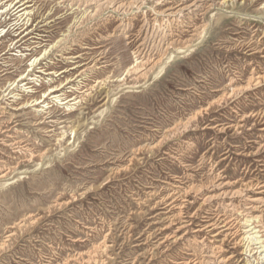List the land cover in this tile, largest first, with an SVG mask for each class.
I'll return each mask as SVG.
<instances>
[{"label": "rangeland", "instance_id": "374dc122", "mask_svg": "<svg viewBox=\"0 0 264 264\" xmlns=\"http://www.w3.org/2000/svg\"><path fill=\"white\" fill-rule=\"evenodd\" d=\"M13 1L0 0V264H187L197 256L194 237L202 249L213 242L194 231L208 207L189 187L217 172L236 188L264 178L255 116L264 110V79L241 89L264 70V0H229L197 15L195 25L207 23L199 37L145 78L124 72L140 39L116 33L105 12L83 20L73 45L59 43L29 70L81 12L29 0L26 22L19 3L6 6ZM138 14L130 34L142 24ZM67 50L85 54L73 63L63 59ZM44 69L55 73L37 72ZM34 71L39 77L26 84L33 92H24ZM68 80L63 90L80 100L70 109L43 97ZM13 81L17 99L3 92ZM229 83L238 90L228 97ZM34 98L48 103L45 113L24 105ZM181 221L188 225L173 239ZM221 246L226 264L248 258L232 241Z\"/></svg>", "mask_w": 264, "mask_h": 264}, {"label": "bare ground", "instance_id": "6f19581e", "mask_svg": "<svg viewBox=\"0 0 264 264\" xmlns=\"http://www.w3.org/2000/svg\"><path fill=\"white\" fill-rule=\"evenodd\" d=\"M20 1L21 0L10 2L6 6H11V8H14L15 5L19 3L15 8V12L16 14L19 12L21 13L17 14V17H19V19L22 18V20L26 19L27 22L30 19L28 15H31V10L28 8L32 5L27 3L29 0ZM227 1L229 0H156L152 5L147 6V0H58L59 3H65L72 10L80 11L81 15L73 20L72 24L69 25V27L66 29V32L62 34L61 38H59L55 43L51 44L48 49L45 48L39 56H34L32 59H30L29 67L31 68L29 70L33 71L34 67L38 63L37 61L49 52L55 50L59 43L63 44V42L65 43L67 40H69L68 43L73 45L75 40L74 38L70 37L72 36L71 33L77 31L80 26H82L81 24L83 20L105 12L106 15L108 14V18L105 17V19H115H113L115 21L113 30L116 33L118 32L123 34L122 36H125L126 38L130 37L133 39H140L133 52V63L130 64L124 72L125 74H128L130 71H137L139 76L145 78V76H147L150 72H153L162 63L164 64L163 66L161 65V70H158L160 72L163 71L167 59H172L175 53L178 54L180 52L186 51L185 49L188 48L189 45H191V43H193L199 37V34L202 30H204L207 23L203 22L200 25H195L194 20L196 19L197 15H202L203 17L210 10L215 8L219 9ZM0 12L3 11L1 10ZM138 13L141 15L140 18L142 24H140V27H138L139 29L137 28L138 30L136 29L137 31H134L135 33L130 34L128 32L133 26V19L139 16ZM161 19H164L166 23L165 29L160 27V25L162 26L161 22H163ZM155 26L156 30H154ZM174 29H177L179 32H173ZM82 31H78L77 35H79ZM184 31L189 33V36L186 38H183L182 32ZM33 47H36V44ZM65 53H67V56H64L63 59L71 60L73 63L77 61V58H81L82 54H85L84 52L82 54L74 55L68 52V50ZM170 54L171 56H169ZM172 54L174 55L172 56ZM18 55L21 56L22 54L19 53ZM58 55L63 56V54ZM170 59L168 61H170ZM73 68L74 67H71L70 69ZM65 71L67 70L62 72ZM34 72L35 74H29L32 76L27 78L28 81L22 86H26V84L31 83L34 77H39L36 76V71ZM37 72L42 73L43 75L55 73L51 71L47 72L45 69L39 70ZM25 75L28 76V74ZM262 79H264V70L261 73L251 74L247 79L245 86H243L241 89L246 90L251 85H258L261 83ZM120 80H122V78H120ZM69 81L71 80L59 85L50 86L48 92L46 94L43 93V97L45 99L49 98L51 101H54L59 105H65V107L70 109L71 105L78 103L80 100L74 101L76 97H68L66 95L67 91L63 90ZM14 83L15 81L11 82L4 89L3 92L4 94L6 93L5 96L12 94L11 90L14 89ZM15 86H17V83H15ZM28 88H30V86H28ZM28 88L26 86L23 88V91L33 92V90ZM71 88L73 89V87ZM227 89H229V91H226L224 95L228 97L233 92L238 90V88L232 86L231 83L228 84ZM16 95L18 96V93H13L9 97L17 99L18 97H15ZM41 98H34L24 103V105H28L29 107L32 106L34 108L37 107L36 112L40 111L45 113L44 110L48 108L49 105L48 103L45 104V99L41 100ZM255 116L257 117L258 122H260L261 133H264V110L259 111L257 114H255ZM238 124L239 123H236L235 126H240ZM170 134L172 133L170 132ZM261 148H264V143L261 144ZM223 177L224 176H222L220 172H217L210 180H208L207 183L195 186L192 185L189 187L191 190L194 189L196 194L202 195L201 203L203 206L208 207V210L205 213L206 215H202L203 220L198 224V228L194 231L195 233H200L203 231L211 233L213 242L210 246H208L207 249H202L199 245L201 240L194 237L190 245L197 253V256L187 262V264H226L230 256L228 258L221 256V245L228 240L232 241L233 244L240 246L241 254H244L248 257L243 264H252L254 262L255 264H264V178L255 177L247 181H241L239 187L236 188L228 181H225ZM174 190H176L174 193L181 192V194H183L182 192L184 189L183 187L175 186ZM205 191L207 192L204 193ZM185 201L186 200H182L180 203H177L178 201L176 202L178 207L177 215L180 216V219L182 218L181 208L186 207L184 205ZM174 202L175 200L170 202V205L172 204L173 207L175 206ZM170 222H172V219ZM187 225V221H181L180 225H178L174 230L172 238L180 239L182 235H179V233L181 230L185 229ZM238 231H241V233H238ZM202 242L204 241L202 240ZM249 259H251L252 263L249 261Z\"/></svg>", "mask_w": 264, "mask_h": 264}]
</instances>
